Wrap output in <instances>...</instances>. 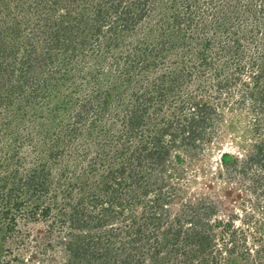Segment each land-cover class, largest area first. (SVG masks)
<instances>
[{"label":"trees","instance_id":"16d2710c","mask_svg":"<svg viewBox=\"0 0 264 264\" xmlns=\"http://www.w3.org/2000/svg\"><path fill=\"white\" fill-rule=\"evenodd\" d=\"M184 1L188 10L177 14L179 0H0V214L9 217L2 225L7 234L16 230L18 218L29 225L51 221L42 257L23 256L16 263L235 264L237 257L251 256L245 229L230 232L231 224L222 228L221 220L209 222L213 205H178L175 187L168 183L174 174L157 173H167L172 164L181 176L183 153L174 150L192 153L219 134L222 105L197 100L199 91L213 86L218 96L227 91L230 96L236 77L251 68L252 86L236 105L264 116V63L252 57L239 65L230 61L226 71L216 59L220 41L216 56L209 55L211 38L212 48L205 44L199 61H185L189 49L171 54L178 42L163 38L162 28L177 26L184 35L202 22L193 9L202 6ZM254 2L244 17L256 23L264 9L255 10ZM152 19L162 27L159 36L149 25ZM251 31L252 37L264 33V22ZM108 72L115 76L110 79ZM64 77L76 92L91 93L77 100L78 112L72 114L77 119L41 144L26 120L36 123L37 109L49 104L42 98H50ZM102 77L110 80L104 92L97 88ZM263 124L259 117L253 123L251 132L261 140L249 159L251 167L260 168L261 182ZM116 126L118 133L112 134ZM26 128L31 138L23 136ZM32 155L29 162L26 157ZM222 163L229 169L239 157L223 154ZM251 220L254 216L247 223ZM255 230L263 240L264 225ZM226 233L222 243L229 257L222 262L216 241Z\"/></svg>","mask_w":264,"mask_h":264},{"label":"rangeland","instance_id":"374dc122","mask_svg":"<svg viewBox=\"0 0 264 264\" xmlns=\"http://www.w3.org/2000/svg\"><path fill=\"white\" fill-rule=\"evenodd\" d=\"M179 1L184 5L182 6L178 2L177 14L180 13L179 11L184 12V9L188 10L187 7L184 8L187 2L184 0ZM191 1L198 6H202V10H198L199 7L197 6L193 8L195 11L200 12L197 17L201 16L200 21L202 22L196 23L191 30L186 29L184 35H182L183 33L181 35L178 33L177 26L166 29L165 27L156 26V21L153 19L149 21V25L155 29L154 37L155 35H160L162 28L163 31L164 29L166 30L163 38H170L173 44H175V41L178 42L177 48L175 46V49L171 51L174 57L177 56V52H179V55L186 51L187 53L190 52L188 51L189 49L192 52L184 56L186 58L185 61L190 60L192 61L191 63L199 61V57H202L201 53L206 47L205 44L209 46V49L214 46L215 50L210 49L212 52L209 51V55L214 57L216 56L214 52L219 50L218 42L220 41L222 51L219 52L216 59L219 61V67L222 66L224 70L228 71L226 64L230 61L239 65V61L247 63L246 61L250 57L263 65L264 49H259V45L261 46V42H264V33L262 32L257 37H252L253 31L251 30L256 24L259 25L264 22V18H257L256 23L252 20H245L244 11H247L246 6L250 1L257 2L255 10L261 11L262 8L264 9V0H189L188 4ZM212 1L213 3L211 4ZM234 5H237V7ZM172 14L173 12L170 13L171 20L169 19L168 22L172 21ZM165 26H168V24H165ZM183 26L186 27L185 24ZM250 33L251 37H249ZM158 36L156 39H158ZM154 37L152 36L151 39H154ZM210 38L214 44L212 47L207 43ZM127 45L130 47L129 44ZM167 55H170V52H167ZM182 56H179V59L180 57L182 59ZM113 68L115 69V67ZM250 69L246 68L238 76L240 79L236 77L235 87L231 90L230 93L232 94L230 96L227 95L229 91L218 96L220 93L213 86L199 91L197 94L194 93L197 100L203 99L209 104L214 105L221 103L222 106L218 108V113L222 114L223 117L219 125V134L213 138L210 144L195 150L190 149L192 153L186 154L187 152L184 151V148V150H174V152L179 151L183 153L181 154L183 155L184 163H181V166H179L184 171L181 176L178 175V168L173 167L172 164L168 166L167 173H160V169L157 172L160 176L165 177L174 174V180H170L169 178L168 183L175 187L174 193L177 200L180 199L178 205H184L189 201L195 204L204 202L206 207L213 205V212H208L207 218L210 219L209 222L213 224L215 220H221L222 228L231 224L233 227L230 232L245 229L247 248L250 249L251 256L248 258L242 257V259L237 257L238 262L235 264H263L264 261V238L260 240L255 230L257 226L261 227L264 225V186H261L262 182L264 185V179L262 182L260 181V168L256 166L251 167V163L249 162L250 157L255 154L256 143L261 140V138L258 139L251 132L254 127L253 123L256 118L259 117L261 119L264 116H259L258 112L252 111L249 106H246L245 109L239 108L240 105L239 107L236 105V101L241 100V92H248L252 86L254 72ZM106 71H108L107 68ZM114 73L108 72V77L110 79L113 78L115 76ZM65 77L60 80V83L63 84L60 88L54 87L51 89L52 93H46V95L51 93L50 98H46L47 96L42 98L46 102H49V104H43L42 107L37 109L39 117L36 123L35 119H32L31 123L26 120L27 124L25 126L31 128L30 132L32 134L30 135H34L35 140L40 141L39 143L41 144L51 142V137L52 140L53 138H57L59 134H57L56 130L60 129L61 125L68 126L70 120L74 121L77 119L72 116V114L74 115L78 112V109L75 110L74 108V106L78 105L77 100H87L88 95L91 93L89 90L76 92V85L69 80H65ZM80 80L82 81V77H80ZM109 82L110 80L108 81L107 78L102 77V81L97 88L101 87L100 91L104 92ZM192 87L194 91L195 85ZM60 90L62 92L58 93ZM58 95L61 97L59 102H57ZM63 100L65 102L62 106ZM225 101H229L228 104H223ZM102 124L104 125V121ZM12 128L10 127V129ZM27 128L24 130L23 136L26 137L28 135L27 137L31 138ZM36 128H40L39 133H36ZM79 128L87 129L84 126ZM21 129L22 127L20 131H22ZM116 133H118V126L112 129V134ZM226 153L232 154L235 158L239 157V163L226 169L222 163V155ZM34 156L26 158L31 162ZM244 169L246 171H243ZM252 216H254L253 222L251 220L247 223L248 217L251 219ZM8 221L9 217L0 214V227L2 226L0 230V264H6L7 262L18 264L16 263V259L23 258V256L26 260L38 254L39 257H42L43 250L46 248L48 241L51 240V235L48 232L51 221L47 222L45 226L29 225L26 220L18 218L16 230L6 234L4 231L5 226L2 224ZM256 223L257 226L255 225ZM251 230L256 232H251ZM223 238L228 240V234L220 235L216 241V252L218 249H223L224 252L220 258L222 262L229 257V253L225 252V246L222 243ZM61 250L62 248H58L57 251L60 252ZM239 250H242V248L240 247ZM61 252V258L64 261L68 259L66 252L64 250Z\"/></svg>","mask_w":264,"mask_h":264},{"label":"water","instance_id":"95a60500","mask_svg":"<svg viewBox=\"0 0 264 264\" xmlns=\"http://www.w3.org/2000/svg\"><path fill=\"white\" fill-rule=\"evenodd\" d=\"M263 233H264V231H263Z\"/></svg>","mask_w":264,"mask_h":264}]
</instances>
